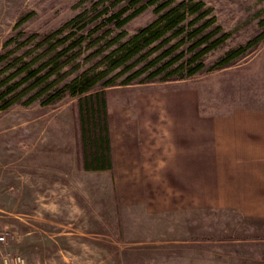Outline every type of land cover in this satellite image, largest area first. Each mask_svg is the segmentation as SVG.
Wrapping results in <instances>:
<instances>
[{
	"label": "rangeland",
	"instance_id": "1",
	"mask_svg": "<svg viewBox=\"0 0 264 264\" xmlns=\"http://www.w3.org/2000/svg\"><path fill=\"white\" fill-rule=\"evenodd\" d=\"M202 1L216 23L229 33L223 45L206 54V62L244 44L259 32L264 21V0ZM89 3L0 0V49L21 16H27L22 29L44 32L57 28ZM154 16L148 7L125 29L132 33ZM174 87L189 92L192 121L197 111L202 119L207 116L209 126L228 120L233 107L245 101L264 106V39L226 68L197 73L182 82L116 85L104 92L105 96L110 91L121 92L126 103L134 102L131 95L143 94L144 102L151 103L153 90L164 93ZM159 102L167 104L166 95L159 97ZM76 105V97H65L50 106L34 103L0 110V234L5 235L0 241V264H11L15 256L23 264L177 261L183 257L163 255V240H159L173 233L176 251L189 246L229 251L254 244L264 248V225L247 223L258 218L223 206L225 196L230 197L231 174L230 170L216 169L215 161H209L203 175H126L117 163L114 169L112 165L105 170L82 169ZM25 125L32 127L34 142L33 151L27 154L24 137L30 136L24 133ZM47 135L64 138L67 152L64 167L58 170L62 174L43 168L40 147ZM14 139L19 148L16 152L11 150ZM246 236L259 239L248 240ZM152 237L156 239L151 241L155 254L147 255L150 252L142 242Z\"/></svg>",
	"mask_w": 264,
	"mask_h": 264
},
{
	"label": "trees",
	"instance_id": "2",
	"mask_svg": "<svg viewBox=\"0 0 264 264\" xmlns=\"http://www.w3.org/2000/svg\"><path fill=\"white\" fill-rule=\"evenodd\" d=\"M154 18L128 33L146 8ZM21 16L0 49V110L77 98L81 167L112 165L105 88L187 79L233 65L264 39L259 32L210 62L229 33L202 0H90L57 28L26 31Z\"/></svg>",
	"mask_w": 264,
	"mask_h": 264
},
{
	"label": "crops",
	"instance_id": "3",
	"mask_svg": "<svg viewBox=\"0 0 264 264\" xmlns=\"http://www.w3.org/2000/svg\"><path fill=\"white\" fill-rule=\"evenodd\" d=\"M121 95L110 91L105 96L113 169L117 163L126 170L123 172L126 175H203L207 174L209 161H215L216 169L230 170L231 174V193L230 197L225 196L223 206L258 218L248 219L249 224L264 225V106L245 101L233 107L228 120H217L209 126L207 116L202 119L197 111L192 121L189 92L182 87L164 93L153 90L151 103L144 102L143 94L131 95L134 101L131 103L124 102ZM163 95L167 104L159 102ZM31 128L30 125L24 128V133L30 136L24 137L27 147L24 154L33 151ZM12 144L11 150L18 151L16 139ZM65 149L62 136L47 135L40 147V155L45 159L43 168L54 169L55 175L62 174L58 170L64 167ZM155 240L152 237L142 242L150 252L147 255L155 254L151 245ZM159 240H163V255L177 253L183 257L177 261L165 258L160 264H264V248H256L257 244L230 251L201 246L176 251L175 233Z\"/></svg>",
	"mask_w": 264,
	"mask_h": 264
},
{
	"label": "built area",
	"instance_id": "4",
	"mask_svg": "<svg viewBox=\"0 0 264 264\" xmlns=\"http://www.w3.org/2000/svg\"><path fill=\"white\" fill-rule=\"evenodd\" d=\"M4 240H5V235H4V233H2V234H0V241H4ZM11 264H23V261L19 256H15L13 258V262Z\"/></svg>",
	"mask_w": 264,
	"mask_h": 264
}]
</instances>
